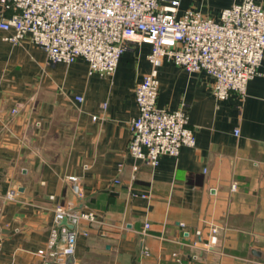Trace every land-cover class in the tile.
<instances>
[{"label": "crops", "instance_id": "crops-1", "mask_svg": "<svg viewBox=\"0 0 264 264\" xmlns=\"http://www.w3.org/2000/svg\"><path fill=\"white\" fill-rule=\"evenodd\" d=\"M178 2L180 13L213 18L230 4ZM6 34L0 30V264L40 261L57 203L98 216L76 226L74 252L60 264H264V57L245 95L224 100L214 98L206 72L162 61L156 106L184 108L195 145L150 166L126 150L149 44H132L102 76L89 75L83 59L49 64L28 38L12 43ZM68 175L78 177L82 197Z\"/></svg>", "mask_w": 264, "mask_h": 264}, {"label": "built area", "instance_id": "built-area-1", "mask_svg": "<svg viewBox=\"0 0 264 264\" xmlns=\"http://www.w3.org/2000/svg\"><path fill=\"white\" fill-rule=\"evenodd\" d=\"M263 1L230 0L213 18L194 9L180 13L178 0H0V30L12 43L28 38L44 50L49 64L83 59L89 75L113 74L132 44H149L150 70L133 88L137 115L129 121L126 150L155 166L161 155L177 156L183 146L195 145L187 111L156 106L157 67L168 60L187 72L204 71L212 78L215 99L224 100L230 93L243 97L264 57ZM17 111L18 105L10 109L12 114ZM66 180L82 197L78 177L68 175ZM15 192L9 190L6 197L14 199ZM53 212L45 245L36 250L37 264L63 263L74 252L76 226L98 217L92 210L59 203ZM64 218L71 227L62 224Z\"/></svg>", "mask_w": 264, "mask_h": 264}, {"label": "water", "instance_id": "water-1", "mask_svg": "<svg viewBox=\"0 0 264 264\" xmlns=\"http://www.w3.org/2000/svg\"><path fill=\"white\" fill-rule=\"evenodd\" d=\"M62 224H67L66 223V219L64 218L63 220H62ZM69 227H71L72 225H70V224H67Z\"/></svg>", "mask_w": 264, "mask_h": 264}]
</instances>
